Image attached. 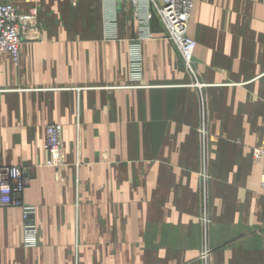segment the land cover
<instances>
[{
    "label": "crops",
    "instance_id": "1",
    "mask_svg": "<svg viewBox=\"0 0 264 264\" xmlns=\"http://www.w3.org/2000/svg\"><path fill=\"white\" fill-rule=\"evenodd\" d=\"M13 2L36 14L19 61L0 54V167L27 170L37 235L25 248L20 209L0 207V264H264V0H195V78L152 16L144 88L128 1Z\"/></svg>",
    "mask_w": 264,
    "mask_h": 264
},
{
    "label": "built area",
    "instance_id": "2",
    "mask_svg": "<svg viewBox=\"0 0 264 264\" xmlns=\"http://www.w3.org/2000/svg\"><path fill=\"white\" fill-rule=\"evenodd\" d=\"M104 4L119 0H100ZM131 7V20L136 24L137 37L129 45V81L131 88H144L141 85L143 66L140 44L148 40L144 34L150 30V21L155 16L162 25L167 39L176 47L184 69L195 78L194 52L196 42L187 36L188 21L194 8L195 0H126ZM115 12L106 11L104 21L111 25ZM36 12L33 8L20 16L13 0H0V54H6L14 63L19 61V48L33 25ZM105 26V23H104ZM106 27V26H105ZM113 29L112 25L106 27ZM199 91L205 85L195 83ZM205 136V134H202ZM44 149L48 152V166L59 170L62 167V145L59 127L53 124L44 127ZM252 161L261 166L260 193L264 197V146L254 148ZM29 181L26 169L18 166L0 167V207L19 208L22 216V239L25 248H35L37 224L36 208L21 201ZM205 252V251H204ZM203 252V253H204ZM206 253L202 257L206 261Z\"/></svg>",
    "mask_w": 264,
    "mask_h": 264
},
{
    "label": "rangeland",
    "instance_id": "3",
    "mask_svg": "<svg viewBox=\"0 0 264 264\" xmlns=\"http://www.w3.org/2000/svg\"><path fill=\"white\" fill-rule=\"evenodd\" d=\"M153 17H155V16H153ZM156 18V17H155ZM157 19V18H156ZM114 22H115V17H114ZM157 22H158V24L161 26V28L163 29V27H162V25L160 24V22L158 21V19H157ZM189 22V21H188ZM134 23V26H135V28H136V24H135V22H133ZM111 25H112V28H113V30L116 28V25L113 23V20H111ZM110 25V26H111ZM105 26L106 27H110L109 25H108V23L107 22H105ZM164 30V29H163ZM164 33H165V31H164ZM166 34V33H165ZM28 35V34H27ZM144 36L148 39V40H150V39H152V34H151V32H150V30H148V33H145L144 34ZM166 36V35H165ZM188 36V35H187ZM166 39H167V37H165ZM190 38V37H189ZM192 39V38H191ZM24 40H26V39H24ZM23 40V41H24ZM194 40V39H193ZM195 41V40H194ZM131 44V39L130 40H128V47H129V45ZM179 54V53H178ZM128 55H129V51H128ZM141 56H142V54H141ZM196 83V81L191 85V87H193V85ZM198 83V82H197ZM203 85V84H202ZM193 88H195L196 89V87H193ZM204 89V88H203ZM202 89V90H203ZM198 90V89H197ZM253 151V150H252ZM204 253H206V259L205 260H207L208 258H209V251L207 250V251H205ZM204 253L203 254H201L200 255V258L201 257H203L204 256Z\"/></svg>",
    "mask_w": 264,
    "mask_h": 264
}]
</instances>
